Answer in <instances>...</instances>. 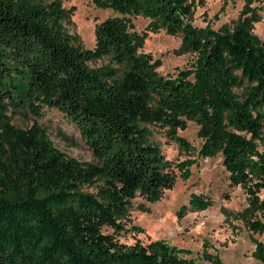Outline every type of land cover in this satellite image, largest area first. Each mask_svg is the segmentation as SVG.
<instances>
[{"label": "trees", "instance_id": "trees-1", "mask_svg": "<svg viewBox=\"0 0 264 264\" xmlns=\"http://www.w3.org/2000/svg\"><path fill=\"white\" fill-rule=\"evenodd\" d=\"M63 1L0 0V264H196L184 256L189 250L164 239L116 237L138 195L159 200L176 170L186 180L196 162L167 159L149 140L150 124L190 149L177 130L195 122L199 155H221L230 185L246 192V206L226 210L228 219L263 233L264 40L253 29L264 0H243L237 18L217 29L193 24L196 0H92L119 14L96 25L92 49L70 32L73 8ZM130 16L149 18L152 31L180 34V49L196 55L192 68L161 74ZM101 59L108 62L90 64ZM42 106L78 128L94 161L64 154L37 122L13 124L10 111L42 116ZM212 204L192 194L178 216ZM253 241L251 255L264 263V242Z\"/></svg>", "mask_w": 264, "mask_h": 264}, {"label": "rangeland", "instance_id": "rangeland-1", "mask_svg": "<svg viewBox=\"0 0 264 264\" xmlns=\"http://www.w3.org/2000/svg\"><path fill=\"white\" fill-rule=\"evenodd\" d=\"M66 8H73V25L70 32L78 37L85 48L95 46V28L108 17L119 15L111 8L98 7L92 0H64ZM243 0H196L193 24L198 27L211 26L215 29L223 24H231L238 16ZM133 30L145 34L142 51L160 60L157 70L165 76H176L180 70L192 68L196 55L182 51L181 35H170L164 29H149L150 19L143 16H130ZM254 32L264 40V18L254 24ZM107 59L90 62L92 66L106 64ZM42 116L34 114L27 107L10 111L14 125L22 128L34 122L41 125L53 141L55 147L67 156L81 161H94L91 148L81 137L78 128L55 108L42 106ZM150 142L158 145L163 155L178 163L187 158L196 160L190 167L191 176L184 180L178 177L174 186L166 189L162 197L149 202L138 195L132 202L127 218L123 221L126 230L116 235L121 243L132 244L140 241L147 244L151 240L164 239L170 245L189 250L185 257L196 264H211L206 253L217 254L225 264H264L254 257V239L264 242V232L253 233L239 220H230L226 210L242 211L246 206V192L241 186L229 183L228 172L222 163L221 155L200 156L198 151L202 140L198 136L199 126L189 120L185 129H178L190 145L185 149L173 141L166 127L159 124L147 125ZM92 190L93 188H88ZM192 194H204L212 198L213 204L201 211L187 210L183 217L178 211L188 205ZM264 197V189L260 192ZM149 208L148 211L144 210ZM137 227L138 229H133ZM104 233H113L111 227L104 226Z\"/></svg>", "mask_w": 264, "mask_h": 264}]
</instances>
